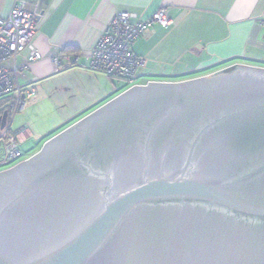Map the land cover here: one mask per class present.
I'll return each mask as SVG.
<instances>
[{
	"label": "water",
	"instance_id": "water-1",
	"mask_svg": "<svg viewBox=\"0 0 264 264\" xmlns=\"http://www.w3.org/2000/svg\"><path fill=\"white\" fill-rule=\"evenodd\" d=\"M0 264H264V69L127 89L1 171Z\"/></svg>",
	"mask_w": 264,
	"mask_h": 264
},
{
	"label": "crops",
	"instance_id": "crops-1",
	"mask_svg": "<svg viewBox=\"0 0 264 264\" xmlns=\"http://www.w3.org/2000/svg\"><path fill=\"white\" fill-rule=\"evenodd\" d=\"M18 4L43 12L32 47L45 60L15 76L19 86L37 90L15 120L27 128L25 139L46 142L120 94L114 80L89 68V56L122 12L138 19L169 12V27L153 23L133 45L146 60L142 76L151 81L170 82L158 78L186 74L181 65L188 70L189 62H198L192 72L236 65L264 69V0H0V17ZM29 51L19 56L18 67ZM63 51L82 58L78 66L56 72L47 58ZM4 66L12 69L13 62Z\"/></svg>",
	"mask_w": 264,
	"mask_h": 264
},
{
	"label": "built area",
	"instance_id": "built-area-1",
	"mask_svg": "<svg viewBox=\"0 0 264 264\" xmlns=\"http://www.w3.org/2000/svg\"><path fill=\"white\" fill-rule=\"evenodd\" d=\"M42 19L43 12L38 6L32 9L24 4L15 6L7 18L0 17V118L7 113L5 127L0 126V172L31 157L25 156L21 149V139L27 135L28 130L25 126L16 127L15 120L36 98L37 90L19 86L15 76L21 71L29 70L34 63L45 60L32 47ZM153 23L169 27V12L161 9L147 19H138L128 12L118 14L91 52L89 68L103 72L114 81L124 82L127 89L153 82L142 76L146 60L133 51L135 42ZM28 49L30 51L23 66L18 67L19 56ZM81 58L82 54L63 51L50 55L47 59L55 71L60 72L78 66ZM9 61L13 62L12 69L4 66ZM226 69L228 68L222 71Z\"/></svg>",
	"mask_w": 264,
	"mask_h": 264
},
{
	"label": "rangeland",
	"instance_id": "rangeland-1",
	"mask_svg": "<svg viewBox=\"0 0 264 264\" xmlns=\"http://www.w3.org/2000/svg\"><path fill=\"white\" fill-rule=\"evenodd\" d=\"M198 62H189L188 65L186 66L185 70V66L181 65V69L182 71H185L186 74H183L181 76H162L161 78L158 79H167L170 82H179V81H184V80H189V79H195V78H199L202 76H212L216 73L221 72L223 69L220 70H216V68L214 69H210V70H202V71H193L191 69H193ZM216 70V72H215ZM212 71V72H211ZM209 73V74H206ZM147 78L150 76H146ZM165 77V78H164ZM114 84L117 86L118 88V93H123V91H125L127 89L126 84L124 82H119V81H113ZM18 120V119H17ZM16 127H17V123H15ZM46 138H29V139H25L22 138L21 139V149L24 153L25 156H32L36 153H38L41 148L43 147V145L46 143L44 142ZM44 142V143H43Z\"/></svg>",
	"mask_w": 264,
	"mask_h": 264
}]
</instances>
